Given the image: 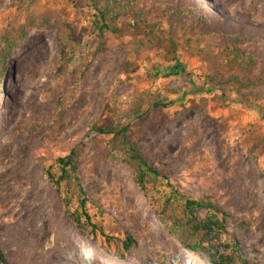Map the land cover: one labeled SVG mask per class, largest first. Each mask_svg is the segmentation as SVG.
Wrapping results in <instances>:
<instances>
[{"label": "rangeland", "instance_id": "rangeland-1", "mask_svg": "<svg viewBox=\"0 0 264 264\" xmlns=\"http://www.w3.org/2000/svg\"><path fill=\"white\" fill-rule=\"evenodd\" d=\"M122 4L118 24L158 18L162 37L142 46L107 30L101 38L92 0H0V37L34 22L17 46L0 44V264H213L173 235L185 237L189 225L184 200L167 181L236 215L224 227L198 230L201 251L220 261L230 256L232 264H264V151L253 148L264 136V0ZM226 48L251 52L255 62L242 67L229 55L212 75L200 49ZM86 51L92 62L79 75ZM173 63L182 71L166 76ZM68 95L71 103L55 119L54 104ZM140 95L147 102L137 144L161 173L152 192L166 203L156 206L162 218L126 165L108 154L107 136L89 129L130 122L129 99ZM72 150L88 213L103 233L77 226L46 178L45 169L56 173V159ZM194 213L202 223L214 220L211 210ZM30 215L62 251L60 260L28 256L16 227ZM241 219L246 228L238 227Z\"/></svg>", "mask_w": 264, "mask_h": 264}, {"label": "trees", "instance_id": "trees-1", "mask_svg": "<svg viewBox=\"0 0 264 264\" xmlns=\"http://www.w3.org/2000/svg\"><path fill=\"white\" fill-rule=\"evenodd\" d=\"M122 1L123 0H92L93 7L100 15L101 25L98 27L97 31L101 38L104 31L107 30L116 37L129 36L133 39V42L136 45L140 44V46H142L152 42L156 37H162L163 32L160 28V19L158 18H152L150 20L132 18L127 22L123 21L118 24L117 10L119 7H123ZM33 24L34 22H32V20L27 19L13 32L7 31L2 37H0L1 46L9 49L17 46L23 40L24 36L32 29ZM199 52L205 55L204 59L208 64L212 75L225 65L229 59V55L232 56L234 60H239L242 67H247L251 63L255 62L254 56L251 52L240 51L236 48H226L214 54H209L204 49H200ZM64 53V49L61 48L59 50V56L63 59V63L67 65L70 63L69 61H71V58H65ZM59 61L61 60L59 59ZM79 62L80 67H77L76 71L79 75H83L90 67L92 57L87 54V51L86 53L83 52L81 53V59ZM124 66H127V63ZM182 69L183 68L179 63L168 64L165 67V75H177L182 71ZM73 85H71V96H74L75 93ZM71 96H60L58 98L53 106L52 112L55 119H59L63 116L66 108L71 103ZM146 102L147 101L143 95L135 96L129 99L128 117L131 118V121L128 123H118L116 125H108L105 127L91 124L89 129H92L97 135L107 136L105 147L108 154L112 159L121 161L126 165L132 180L141 190L150 206L156 210L159 218H162L161 213L158 211L156 206L161 205L164 202H161V197H156V195L152 192V190L158 186V180L161 173L156 168L150 166L148 160L144 156V153L137 144V140L144 134L145 122L143 106ZM152 104L154 106L161 105L158 101H155ZM162 106L166 107L168 104H163ZM258 147L264 151V136L259 137L253 144V148ZM56 165V173H53L49 168H46L45 175L49 183L60 195L65 211L76 222L77 226H81L80 224L83 221L90 225L91 228H98L103 233L102 228L97 227V225L92 222L91 216L88 213L85 193L76 175L77 165L74 159V151L72 150L69 154L58 157L56 159ZM163 178L166 179L165 176H163ZM166 185L173 192H176L174 196L178 195L184 200L183 212L188 218L187 221L189 225V230L186 232V236L184 235L185 237H183L184 233L180 230H174L173 235L183 242L188 249L205 256L213 264H232L230 256H225V260L220 261L208 251H201L199 249L200 244L196 239H194V236L200 229H208L211 228V226L224 227L225 222L229 218H233L236 215L221 208L215 202V199L210 196L194 198L188 196L183 191L181 192L175 189L168 181L166 182ZM74 201L77 202L76 207L71 209ZM166 201L169 203L170 196L166 199ZM165 204L162 205V208H165ZM202 208L211 210L213 212L214 220L207 219L203 223L197 221V216L194 212L196 209ZM237 225L240 228H246L249 223L241 219L238 221ZM125 240V245L128 248L131 243V239L130 237H126ZM0 261H2L1 254Z\"/></svg>", "mask_w": 264, "mask_h": 264}, {"label": "bare ground", "instance_id": "bare-ground-1", "mask_svg": "<svg viewBox=\"0 0 264 264\" xmlns=\"http://www.w3.org/2000/svg\"><path fill=\"white\" fill-rule=\"evenodd\" d=\"M32 218L34 217L30 215V216H23L20 219V222L18 223V226L16 227L17 229L16 235H17L18 241L24 247L28 256L40 257L42 259L44 258L45 260L50 261V262H55V261L60 260V258H62V255H63L62 251L58 249V246H56L55 244L53 245V243L50 246L49 241L51 242V240L48 237H45L46 236L45 232L42 229L40 230V226H38L37 225L38 222H36L37 220L35 221V219L33 220ZM15 220H13V222ZM54 239H53V242H54ZM72 250L75 251L76 249L73 247ZM68 259L69 257L67 258V260Z\"/></svg>", "mask_w": 264, "mask_h": 264}]
</instances>
